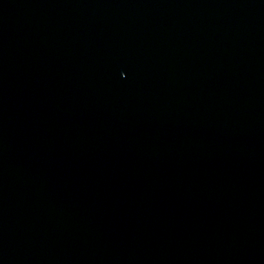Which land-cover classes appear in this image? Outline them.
Segmentation results:
<instances>
[{
    "label": "water",
    "instance_id": "obj_1",
    "mask_svg": "<svg viewBox=\"0 0 264 264\" xmlns=\"http://www.w3.org/2000/svg\"><path fill=\"white\" fill-rule=\"evenodd\" d=\"M0 264H264V0H0Z\"/></svg>",
    "mask_w": 264,
    "mask_h": 264
}]
</instances>
